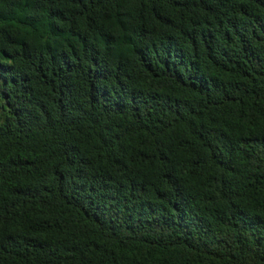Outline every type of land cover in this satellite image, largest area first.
Returning a JSON list of instances; mask_svg holds the SVG:
<instances>
[{"label":"trees","instance_id":"1","mask_svg":"<svg viewBox=\"0 0 264 264\" xmlns=\"http://www.w3.org/2000/svg\"><path fill=\"white\" fill-rule=\"evenodd\" d=\"M0 264H264V0H0Z\"/></svg>","mask_w":264,"mask_h":264}]
</instances>
